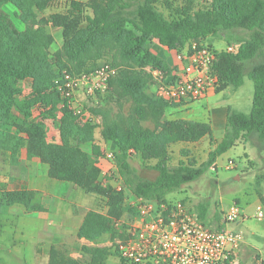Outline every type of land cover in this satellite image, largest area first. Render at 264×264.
<instances>
[{
	"label": "trees",
	"instance_id": "obj_1",
	"mask_svg": "<svg viewBox=\"0 0 264 264\" xmlns=\"http://www.w3.org/2000/svg\"><path fill=\"white\" fill-rule=\"evenodd\" d=\"M159 1L69 0L64 11L45 14L52 0H0V130L14 128L11 139L0 140V147L6 148V142H12L14 156L24 135L28 156L47 164L50 177L70 181L86 192L106 195L111 212L117 217L132 209L124 202L121 192L99 183V168L95 165L99 145L93 144L91 153L80 146L93 140V125L82 121L65 105L60 106L59 93L52 89L54 79L64 69L79 74L96 68V61L89 62L93 59L89 56L92 51L102 52L105 47L116 46L127 61L170 71L162 57L150 52L152 39L168 49L178 50L192 38L221 36L226 42L236 40L241 45L237 54L217 52L213 69L219 76L220 86L216 91L228 85L241 86L244 76L253 82L249 111L244 113L229 107L225 133L216 142L207 121L163 118L161 131L106 124L103 139L110 142L118 172L134 196L165 201L168 193L197 179L244 136L256 133L264 143V0H213L209 7L196 8L195 2L199 0H181L169 16L157 8ZM162 3L171 8L170 0ZM6 4L14 8L13 16L24 24L23 28L15 25L4 9ZM49 26L61 31V51L50 53L54 36L48 31ZM108 58L111 62L109 59L105 62L116 64V56ZM25 79L30 80L31 91L28 96L20 97L17 86ZM113 85L130 93L136 101L147 103L160 116L169 106H180L150 95L145 91V82L134 76L117 81L112 77L109 86ZM36 104L42 107L39 118L31 117V107ZM13 110L22 119L14 117ZM59 113L63 143L53 146L46 142L39 119L56 118ZM205 136L211 145L206 160L197 163L190 158L180 160L172 168L166 165L169 145L196 142ZM129 150L143 162L156 160L152 167L158 174L153 180L136 174L129 164ZM31 196L29 191L3 192L7 203L23 202ZM261 203L264 206V197ZM195 208L197 216L209 222L207 206L197 203ZM107 225L106 218L91 213L80 235L94 240ZM82 249L90 256L87 264L107 263L108 247L84 245ZM48 264L74 262L64 246H53ZM116 264L133 263L122 259Z\"/></svg>",
	"mask_w": 264,
	"mask_h": 264
},
{
	"label": "crops",
	"instance_id": "obj_2",
	"mask_svg": "<svg viewBox=\"0 0 264 264\" xmlns=\"http://www.w3.org/2000/svg\"><path fill=\"white\" fill-rule=\"evenodd\" d=\"M219 43L220 46L224 45L221 41ZM156 55L162 57L170 69L177 66L175 56H164L162 53ZM21 83L24 90L19 96H28L31 91L30 80L25 79L19 82L18 86ZM238 88L228 85L222 90L211 91L196 104L187 107L169 106L164 118L207 121L211 126L214 141H219L225 133L227 112L229 107L232 108L231 103ZM41 110L42 107L38 104L32 106L31 117L39 118ZM59 116L60 113L56 118L39 119L49 145L57 146L63 143L62 122ZM21 137L22 141L14 156L11 152L12 142H7L6 148L0 147V264H48L53 246H64L74 264H87L90 256L83 251L84 245L108 247L107 262L112 258L114 264L118 263L113 245L117 238L123 236L118 220L128 211L117 217L111 212L106 195L86 192L70 181L50 177L47 164L36 157L28 156L27 140L24 135ZM202 138H206L211 147L208 137ZM93 144L97 143L94 140L86 141L80 146L84 151L91 153ZM263 149V141L256 133H250L224 153L232 152V155L241 157L246 168L249 167V161L253 163L251 168L258 164L264 167V157L258 155ZM222 154L214 163H218ZM132 155L135 153L130 156ZM255 180L258 189L246 200L245 208L249 212H252L254 207L261 203V197H264V191L260 189L261 185L264 186L263 170L255 175ZM10 191H29L32 196L25 197L23 202L7 203L3 200V192ZM91 213L106 218L108 223L107 228L103 227L94 240L80 235L86 218ZM230 226L240 230L244 238L238 253L239 264L249 263L256 256L264 255L263 223L251 218L238 220Z\"/></svg>",
	"mask_w": 264,
	"mask_h": 264
},
{
	"label": "built area",
	"instance_id": "obj_3",
	"mask_svg": "<svg viewBox=\"0 0 264 264\" xmlns=\"http://www.w3.org/2000/svg\"><path fill=\"white\" fill-rule=\"evenodd\" d=\"M208 39L192 38L175 50L177 66L170 71L151 68L154 97L187 107L217 90L220 80L213 69L216 54L220 50L237 54L241 42L232 40L219 48ZM116 73L117 68L108 62L79 74L64 69L54 79L52 89L59 93L60 106L65 105L75 116L94 126L99 118L90 114L84 101L104 99L109 92V80ZM129 153L134 152L129 150ZM95 165L99 168V183L121 192L124 202L132 209L118 220L123 233L113 245L118 261L124 259L133 264H239L243 234L229 226L251 218L264 224L262 203L249 212L237 201H232L221 212L218 222L210 225L197 216L196 210L185 199L157 201L134 196L118 172L114 150L105 143L99 145ZM235 165L233 159H228L225 169ZM210 168L216 170V163ZM263 261L264 255L256 256L246 264H263Z\"/></svg>",
	"mask_w": 264,
	"mask_h": 264
},
{
	"label": "rangeland",
	"instance_id": "obj_4",
	"mask_svg": "<svg viewBox=\"0 0 264 264\" xmlns=\"http://www.w3.org/2000/svg\"><path fill=\"white\" fill-rule=\"evenodd\" d=\"M69 0H52L51 4L44 11L45 14L51 12L64 11ZM88 1V0H81ZM213 0H199L195 2L196 7H209ZM170 7H166L160 0L157 3V8L164 13L165 16H169L174 12V8L180 5L181 0H170ZM4 9L12 16L15 25L18 28H23L24 24L13 16L14 8L11 5H5ZM90 12V11H89ZM48 31L54 36V42L50 47V53H54L56 50L61 49L62 35L59 28L52 26L48 27ZM215 47L222 48L219 42L226 43V39L221 36H214L208 39ZM149 50L152 54L156 55L162 53L164 56H174V52L169 49H163L159 46L158 42L152 39L149 42ZM61 51V50H60ZM100 54V55H98ZM89 62L96 61L97 65L107 61L110 56H116L117 73L114 76V80L126 77H137L145 82V91L150 95L154 92V82L152 81V74L150 72L152 65L144 64L139 65L132 60H125L117 50L116 46L105 47L102 52L92 51L89 54ZM96 56V57H95ZM102 56V57H101ZM108 56V57H107ZM95 57V58H94ZM111 62V61H110ZM159 68V67H158ZM116 78V79H115ZM114 84V83H113ZM116 84V83H115ZM18 93L23 92L24 87L22 83L17 86ZM253 91V82L247 76H244L243 84L239 86L235 93L231 107L237 111L247 113L251 107V97ZM109 94L97 102L85 99V105L90 114L99 118V122L93 127V140L97 144L105 143L106 147L110 146V142L105 141L104 130L107 124H116L120 128L127 126H135L140 129H146L151 131H161V123L164 118L157 115L153 109L145 102L136 101L132 95L128 92H124L120 88H116L114 85L109 86ZM240 101H239V99ZM196 104V103H194ZM193 104V105H194ZM169 109V108H168ZM167 109L165 110V112ZM13 116L22 119V116L15 110L12 112ZM165 119V118H164ZM9 127L4 130H0V140L11 139L10 132L14 128ZM9 133V134H8ZM7 143V142H6ZM208 141L202 138L196 142H176L169 145V160L166 162L167 166L172 168L178 165L179 161H186L190 158H194L197 163H201L207 159L208 151L210 150ZM258 155L264 157V149ZM258 156V157H259ZM231 157V158H229ZM233 159L235 167L231 169H225L227 159ZM260 158V157H259ZM129 164L135 168L136 174L144 179L153 180L158 172L152 166L156 160H148L143 162L138 154L130 156ZM249 167L244 166L242 158L236 155H232V152L222 154L218 163L216 164V170H212L209 166L201 176L197 179L183 184L180 188L167 194L168 199H185L194 208L197 203H202L208 208V224L215 225L218 222V218L221 212L232 202L238 201L239 205L245 208L247 206L246 200L255 193V189H258V185L255 180V175L260 171H264V167L258 164L254 167L253 163H247ZM249 168V169H248ZM260 189L264 186L261 185ZM103 203V201H102ZM231 227V226H229ZM107 264H114V260L110 258Z\"/></svg>",
	"mask_w": 264,
	"mask_h": 264
}]
</instances>
